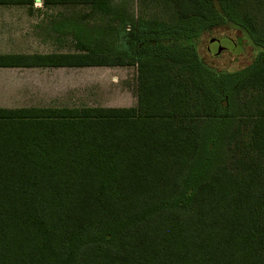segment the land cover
<instances>
[{"label": "trees", "instance_id": "16d2710c", "mask_svg": "<svg viewBox=\"0 0 264 264\" xmlns=\"http://www.w3.org/2000/svg\"><path fill=\"white\" fill-rule=\"evenodd\" d=\"M114 1L43 4L114 14ZM168 1L172 19L136 37L131 59L99 40L0 55V67L137 73L134 107L0 109V264H264V0ZM229 26L258 48L236 72L197 52Z\"/></svg>", "mask_w": 264, "mask_h": 264}, {"label": "rangeland", "instance_id": "374dc122", "mask_svg": "<svg viewBox=\"0 0 264 264\" xmlns=\"http://www.w3.org/2000/svg\"><path fill=\"white\" fill-rule=\"evenodd\" d=\"M108 12V5L101 8L89 6H66L67 8L55 10H37L40 4H35L32 14H18L19 22H32L34 25L33 52L71 51L74 47L72 36L64 38L59 48L55 42H41L40 38L46 35L47 27L53 21H63L67 25L77 23L83 31L80 40L90 39L95 46L99 42L102 50L108 51L113 56L127 52L133 57L132 43L149 26L153 27L157 21H170L173 17L172 7L168 0H115ZM69 7V8H68ZM21 18V19H20ZM256 21L264 24V11L256 14ZM25 24V23H24ZM130 25V31H123V25ZM150 28V27H149ZM22 31V30H20ZM66 35H71V31ZM37 37V38H36ZM25 44L23 41H19ZM200 60L218 71L236 72L248 67L258 53L245 32L239 28L219 27L202 36L197 49ZM105 71V70H104ZM118 73L109 76L108 72L99 71L79 74L77 70H33L23 71V78L31 79L37 83L35 94L30 97L28 90L26 101L22 105H53V106H114L132 107L137 104L136 68L134 66L118 68ZM93 74V75H90ZM95 73V72H94ZM117 78L114 80L113 78ZM97 85L90 88L89 83ZM81 84L82 89L74 85ZM48 85V87H43ZM51 84V85H50ZM21 103V102H20Z\"/></svg>", "mask_w": 264, "mask_h": 264}, {"label": "crops", "instance_id": "0c3cea01", "mask_svg": "<svg viewBox=\"0 0 264 264\" xmlns=\"http://www.w3.org/2000/svg\"><path fill=\"white\" fill-rule=\"evenodd\" d=\"M35 4H40L39 9L37 10H55L67 8L66 6H83V5H44L43 0H33L32 4H4L0 5V55H50V54H78L87 52L83 49V46L90 49V51L95 50V46L92 44L90 39L81 41L83 29L77 24L73 23L72 25H67L63 21H53L48 23L50 26L47 27L46 35L40 38L41 42H55L57 47H61L60 44L64 38H70L72 36L73 41L70 43L74 50L71 51H53V52H33L30 50L34 45L35 35H34V25L32 22H19L18 14H32L34 11ZM93 7V6H89ZM69 8V7H68ZM96 8V7H93ZM21 19V18H20ZM22 30V31H20ZM65 30L71 31L70 36L66 35L68 32ZM37 38V37H36ZM19 41L25 42V44L19 43ZM97 43V42H96ZM96 45V44H95ZM130 66H113V67H83V68H67V67H51V68H39V67H0V109H30V108H81V107H102V108H128V107H114V106H53V105H22L26 101V96H23L25 90H28L30 97H33L35 94L33 90L38 88L37 83H34L31 79L23 78L20 74H23V71L33 70H77L79 74L84 72H93V74H103V72H108L109 76L116 74L118 68H126ZM135 67V66H134ZM136 68V67H135ZM105 70V71H104ZM103 71L101 73H96ZM95 72V73H94ZM90 73V75H93ZM137 74V73H136ZM117 80V78H113ZM51 85V84H50ZM94 82L89 83L90 88L96 86ZM43 87H48L44 85ZM75 90L82 89L80 83L73 86ZM28 94V93H27ZM21 102V103H20ZM134 107V106H132Z\"/></svg>", "mask_w": 264, "mask_h": 264}]
</instances>
